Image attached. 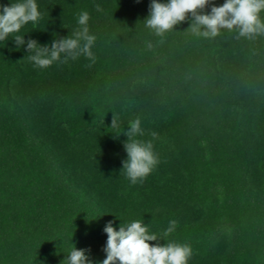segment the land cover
Instances as JSON below:
<instances>
[{"label":"trees","instance_id":"trees-1","mask_svg":"<svg viewBox=\"0 0 264 264\" xmlns=\"http://www.w3.org/2000/svg\"><path fill=\"white\" fill-rule=\"evenodd\" d=\"M36 3L66 37L87 12L95 60L41 69L14 34L0 42V264H66L73 244L102 264L106 225L137 220L153 246L189 245L188 264H264V36L197 38L189 14L160 38L144 23L152 0ZM136 119L132 139L159 163L132 184L122 162Z\"/></svg>","mask_w":264,"mask_h":264},{"label":"clouds","instance_id":"clouds-1","mask_svg":"<svg viewBox=\"0 0 264 264\" xmlns=\"http://www.w3.org/2000/svg\"><path fill=\"white\" fill-rule=\"evenodd\" d=\"M140 2V0H137ZM212 0H170L169 3H159L152 0L150 15L144 21L146 27L155 36L163 38L166 33L173 31L175 26L184 22L188 15L194 18L189 31L197 38L213 40L221 35L222 30L235 32L236 38L248 40L264 36V0H226L223 6H213L211 14H200ZM97 10L100 8L97 6ZM0 42L6 41L12 34L20 30L29 22L35 23L41 18L36 0H23L11 3L10 6L0 5ZM89 14L82 12L78 18L80 28L68 38L55 39L51 45L42 46L36 40H28L16 35L14 42L17 48H26L30 53L27 57L35 66L46 69L54 62L60 61L62 55L65 62L68 58L76 60L85 56L94 62L92 48L96 41L94 35L89 34ZM151 47V44H148ZM140 119L130 125L127 132L128 142L124 147L128 159L123 161V171L132 184L146 179L159 163L153 150L151 141L142 142L132 139L137 134L143 135ZM117 118L113 115L111 128H116ZM153 132V138L156 137ZM177 222L170 221L163 236L167 237L175 231ZM107 243L103 251L106 259L102 264H188L192 256L189 245L166 243L155 246L149 242L158 241L155 234H149V226L141 221H132L127 225L121 224L117 231L110 222L104 229ZM90 250H78L73 244L70 254L65 258L66 264H91L87 253Z\"/></svg>","mask_w":264,"mask_h":264},{"label":"rangeland","instance_id":"rangeland-1","mask_svg":"<svg viewBox=\"0 0 264 264\" xmlns=\"http://www.w3.org/2000/svg\"><path fill=\"white\" fill-rule=\"evenodd\" d=\"M19 2H20V0H15V3H19ZM22 2H23V0H22ZM39 7L40 6H38V9H39ZM39 22L40 21H37L35 23L29 22L26 25V27H23V29H21L20 32L14 33V35L15 36L19 35V36L25 37V44L27 43L28 40H36V41L40 40V43L42 44V46H49V45H46V44H48V42L51 41V40H49V35H52V39L68 38L62 32H60L59 28L53 26L52 20L50 18H49V21L43 20L41 23H39ZM23 31H24V34H22ZM25 31H27V32H25ZM45 33H46V35H45ZM40 35H42L43 38H38V37H40ZM44 35H45V37H44ZM61 59L62 60H61V62H59V64L64 63L63 65H65V62H64L65 58L62 56ZM49 72H50V74L54 72L52 67L49 69ZM27 92H28V88H27ZM24 93L25 92H23V94ZM27 95H29V93ZM30 98L32 100H35L36 94L33 92V95H31ZM34 105H35L34 110L36 111L38 109V106L40 105V103L34 102ZM167 156H169V155H167Z\"/></svg>","mask_w":264,"mask_h":264}]
</instances>
